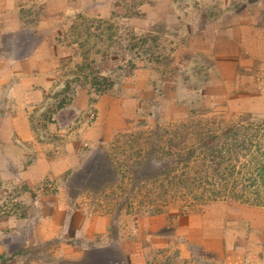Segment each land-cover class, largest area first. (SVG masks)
<instances>
[{"label": "crops", "instance_id": "crops-1", "mask_svg": "<svg viewBox=\"0 0 264 264\" xmlns=\"http://www.w3.org/2000/svg\"><path fill=\"white\" fill-rule=\"evenodd\" d=\"M122 4L0 0V170L30 188L46 179L58 183L38 202L32 230L25 218L0 221L4 264H264L262 208L217 204L196 215L202 223L196 230L176 209L128 208L102 189L73 197L62 183L66 171L84 169L93 149L108 152L155 123L188 127L221 114L264 116V0H129L130 10ZM77 12L115 13L122 22L129 14L123 23L158 34L156 47L165 50L155 55L157 64L136 69L97 100L94 121L68 141L70 153L52 156L48 146L31 153L14 137L27 143V113L50 89L63 56L64 22Z\"/></svg>", "mask_w": 264, "mask_h": 264}, {"label": "rangeland", "instance_id": "rangeland-1", "mask_svg": "<svg viewBox=\"0 0 264 264\" xmlns=\"http://www.w3.org/2000/svg\"><path fill=\"white\" fill-rule=\"evenodd\" d=\"M122 7L130 10L129 0H123ZM121 18L115 13L97 18L77 12L69 24L64 22L60 65L43 102L27 113L31 125L27 143L15 136L16 146L31 153L48 146L52 156L70 153L68 141L94 121L97 100L125 84L136 69L157 64L155 55L165 50L156 47L159 35L138 33ZM236 115L204 117L202 123L188 125L191 129L155 123L118 141L108 152L93 149L84 169L66 171L61 181L67 180L73 197L79 191L98 196L102 189L104 196L111 191L109 197L128 208L131 203H154L155 211L162 206L176 209L191 218L196 230L202 226L196 215L217 204L264 209V116ZM80 146L91 149L84 142ZM28 162H35V157ZM57 185L46 179L30 188L5 179L0 170V221L25 218L27 230H32L38 202L55 194ZM7 261L0 255V264Z\"/></svg>", "mask_w": 264, "mask_h": 264}, {"label": "clouds", "instance_id": "clouds-1", "mask_svg": "<svg viewBox=\"0 0 264 264\" xmlns=\"http://www.w3.org/2000/svg\"><path fill=\"white\" fill-rule=\"evenodd\" d=\"M151 163H154V162H151Z\"/></svg>", "mask_w": 264, "mask_h": 264}]
</instances>
